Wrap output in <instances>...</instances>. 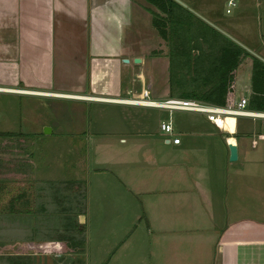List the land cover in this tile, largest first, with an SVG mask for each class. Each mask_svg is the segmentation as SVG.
I'll return each mask as SVG.
<instances>
[{
    "label": "crops",
    "instance_id": "obj_1",
    "mask_svg": "<svg viewBox=\"0 0 264 264\" xmlns=\"http://www.w3.org/2000/svg\"><path fill=\"white\" fill-rule=\"evenodd\" d=\"M177 1L243 51L256 52L264 65V49L257 43L258 38L264 41V0ZM150 13L156 10L143 0H0V122L21 121L15 115L20 101L30 112L42 99L77 107L112 105L119 110L126 105L110 100L139 97L143 89L151 100L166 98V50L150 25ZM159 43L164 52L155 50ZM156 59L164 61L165 68L160 95L152 89L150 77L148 86L143 85L148 77L144 67ZM249 69V57H242L231 73L224 106L244 99L248 109ZM134 116L132 122H96L97 130L86 131L82 138L88 156L72 166L73 191H79V179L86 176L81 208L97 206L104 208L101 215L109 211L120 216H128L125 208L131 210L135 226L113 253L136 235L159 244L161 254L165 244V251L177 255V262L264 264V122L249 127L235 118L216 130L185 116L170 122L169 137L158 133L159 122ZM16 137L17 142L34 143L28 134L0 130V148ZM171 138H177L178 144H170ZM226 140L235 148L233 162L227 161ZM36 169L44 177L34 180V189L43 193V183L52 187L46 201L39 194L35 204L34 215H38L33 221L39 224L50 222L47 218L57 212L53 205L58 191L48 182L47 172ZM27 204L26 199L18 200L19 210L14 211L9 201L1 203L6 214L0 211V221H9L11 210L19 217L30 214ZM59 214L65 217L66 213ZM85 215L72 212L70 226H81ZM18 222L26 220L18 218ZM140 224L144 225L139 233ZM20 238L30 250L25 230ZM34 239L36 254L24 251L14 258L58 254L59 245L65 246L50 241L51 235ZM68 249L69 255L78 253ZM146 259L151 264L150 254Z\"/></svg>",
    "mask_w": 264,
    "mask_h": 264
},
{
    "label": "rangeland",
    "instance_id": "obj_2",
    "mask_svg": "<svg viewBox=\"0 0 264 264\" xmlns=\"http://www.w3.org/2000/svg\"><path fill=\"white\" fill-rule=\"evenodd\" d=\"M257 43L261 49H264V41L258 38ZM155 50L164 52V47L158 45ZM258 47V45H256ZM243 48V47H242ZM259 48V47H258ZM250 56L255 57L259 61L260 58L256 52H251L247 48H243ZM256 50V48H254ZM145 75L148 77L144 79L143 85L147 87L149 84V77L151 78L152 89L157 95H160L163 90L165 80L164 61L154 60L147 63L144 67ZM163 82V83H162ZM159 93V94H158ZM130 99V98H127ZM2 100H0V103ZM24 104L20 101L17 108V117L21 119L20 122H0V130H9L13 132L25 133L32 137L34 143L17 142L16 138H11V141L0 148V204H6L9 201L14 211H18V200L26 199V209L30 212L27 215L19 217L18 213L9 211V221H0V264H20L19 262H27L28 264H146V257L150 254L151 264H192L187 259L186 261H175L174 257L177 255H169L171 251H165L161 254L160 249L153 244L152 240L137 238L136 235L127 242L122 248H118L114 253L117 243L130 232L135 223L131 219V210H128V216L113 215L109 211H101L104 208L97 206H90L81 208L80 203H83L82 196L85 191L86 176L80 178L78 185L79 191L72 190L75 179L73 174V164L75 160L80 162L85 161L87 150L85 152V144L82 142L86 131H96V122H132L134 115L137 113L147 122H172L179 117H192L200 122L201 118L196 115L185 113H169L154 109H138L131 108L133 106L126 105L122 109L117 110V106L86 103L77 107L75 103H68L64 101L54 100H40L39 103L33 104L30 109H23ZM27 105V104H25ZM125 105V104H124ZM168 115V116H167ZM122 118V119H121ZM230 121H227L229 123ZM238 124L248 125L252 127L258 122L257 120H248L244 118H236ZM108 127V124H107ZM106 127V128H107ZM117 127V126H116ZM48 130V134H42V129ZM111 129V128H109ZM244 142L248 145L250 135L246 134L243 137ZM223 146V145H222ZM248 148V147H247ZM37 168H41L47 172L46 176L48 182H53V186H57L58 201H55L54 207L57 212H53L51 221L46 223H39L33 221L36 210L35 204L40 201L39 194H42L41 201H46V193H50L52 187L47 188L44 183L40 186L43 193L35 190L33 185L35 179L43 178L40 175V169L34 167L33 161ZM86 163V162H85ZM231 164V163H230ZM30 183V185H28ZM84 188V189H83ZM54 193L56 190L53 191ZM52 192V193H53ZM20 194V197L12 198ZM22 194V196H21ZM77 195V196H76ZM45 203V202H43ZM85 203V202H84ZM0 206V211H4L5 206ZM118 208L121 207H117ZM10 209V208H9ZM49 209V207H45ZM217 209V208H216ZM85 213V219L81 226H70V215L72 212L78 211ZM66 213L65 217L59 213ZM89 212V214H88ZM3 213V212H2ZM4 214L6 212L4 211ZM126 214V213H125ZM42 216H36V218ZM18 218H24L26 222H18ZM44 218V217H43ZM38 219V218H37ZM62 219V221H60ZM69 219V220H68ZM144 225V224H143ZM143 225L140 224L138 232H142ZM50 228L48 229V227ZM33 228V231L30 228ZM45 227V228H43ZM34 228L37 233L35 234ZM42 228V229H41ZM57 228V229H56ZM26 231V246L21 242L20 236L23 231ZM45 231V233H44ZM28 234L31 238L28 239ZM51 235L52 242H62L65 239L70 242H77L73 249L77 254H67L68 246L59 245V253H45L38 255H26L22 258H14L24 251L35 252L32 248L37 242L36 238L39 235ZM44 238L41 240V246L44 244ZM21 243V245H20ZM30 243V245L28 244ZM52 248V247H50ZM43 249V251H50ZM38 249V248H37ZM163 249V247H162ZM113 253V254H112ZM54 254V255H53ZM10 258V259H8Z\"/></svg>",
    "mask_w": 264,
    "mask_h": 264
},
{
    "label": "trees",
    "instance_id": "obj_3",
    "mask_svg": "<svg viewBox=\"0 0 264 264\" xmlns=\"http://www.w3.org/2000/svg\"><path fill=\"white\" fill-rule=\"evenodd\" d=\"M143 1L156 10L150 13V25L165 46L167 97L224 106L232 71L242 57H249L248 109L264 111L262 63L173 1ZM62 243L71 250L79 245Z\"/></svg>",
    "mask_w": 264,
    "mask_h": 264
},
{
    "label": "built area",
    "instance_id": "obj_4",
    "mask_svg": "<svg viewBox=\"0 0 264 264\" xmlns=\"http://www.w3.org/2000/svg\"><path fill=\"white\" fill-rule=\"evenodd\" d=\"M110 102H119L133 107L160 110L166 112L168 115L169 113L196 115L216 130L223 129L224 123L229 118L232 122H234L235 118L264 120V111H252L246 109V101L244 99H239L231 106H217L194 99H181L174 97L151 100L148 98L146 90L143 89L140 91L139 97L118 101L110 100ZM157 131L162 135L172 137L173 132L168 120L160 121L157 125ZM169 141L172 145L178 144L177 138H171Z\"/></svg>",
    "mask_w": 264,
    "mask_h": 264
},
{
    "label": "water",
    "instance_id": "obj_5",
    "mask_svg": "<svg viewBox=\"0 0 264 264\" xmlns=\"http://www.w3.org/2000/svg\"><path fill=\"white\" fill-rule=\"evenodd\" d=\"M173 1L174 3H176L177 5H179L180 7H183V5L178 2L177 0H171ZM123 63H125V60H121ZM42 134H47L48 133V130L43 128L42 129ZM226 144V149H227V161L228 162H233L235 160V148L232 144H229L228 140H226L225 142ZM78 220L80 221L81 220V217L79 216Z\"/></svg>",
    "mask_w": 264,
    "mask_h": 264
},
{
    "label": "bare ground",
    "instance_id": "obj_6",
    "mask_svg": "<svg viewBox=\"0 0 264 264\" xmlns=\"http://www.w3.org/2000/svg\"><path fill=\"white\" fill-rule=\"evenodd\" d=\"M113 101H118V100H113ZM117 103H119V102H117ZM123 103V102H122ZM228 120H231L230 118L228 119ZM226 122H227V120H226ZM229 142V141H228ZM229 144H231L230 142H229Z\"/></svg>",
    "mask_w": 264,
    "mask_h": 264
}]
</instances>
